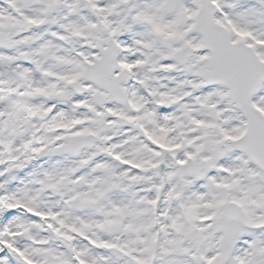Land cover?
<instances>
[{"label": "snow or ice", "instance_id": "obj_1", "mask_svg": "<svg viewBox=\"0 0 264 264\" xmlns=\"http://www.w3.org/2000/svg\"><path fill=\"white\" fill-rule=\"evenodd\" d=\"M0 264H264V0H0Z\"/></svg>", "mask_w": 264, "mask_h": 264}]
</instances>
